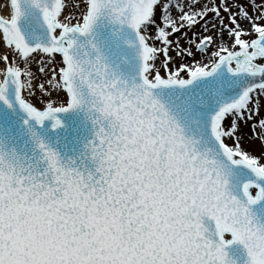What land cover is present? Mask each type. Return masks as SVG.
I'll return each mask as SVG.
<instances>
[{"label":"snow or ice","instance_id":"1","mask_svg":"<svg viewBox=\"0 0 264 264\" xmlns=\"http://www.w3.org/2000/svg\"><path fill=\"white\" fill-rule=\"evenodd\" d=\"M0 264H264V0H0Z\"/></svg>","mask_w":264,"mask_h":264}]
</instances>
